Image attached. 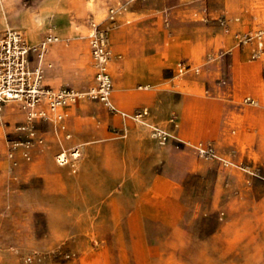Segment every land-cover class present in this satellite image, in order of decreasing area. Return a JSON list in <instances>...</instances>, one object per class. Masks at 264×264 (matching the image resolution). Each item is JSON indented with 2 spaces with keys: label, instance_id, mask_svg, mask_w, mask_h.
<instances>
[{
  "label": "rangeland",
  "instance_id": "374dc122",
  "mask_svg": "<svg viewBox=\"0 0 264 264\" xmlns=\"http://www.w3.org/2000/svg\"><path fill=\"white\" fill-rule=\"evenodd\" d=\"M100 1L97 13L99 0H0V36L56 38L42 58L52 88L92 85L88 35L108 25L115 107L80 96L57 133L20 102L0 105V264H264V52L239 43L264 29V0ZM198 32V62L167 57ZM74 145L81 156L59 165Z\"/></svg>",
  "mask_w": 264,
  "mask_h": 264
},
{
  "label": "built area",
  "instance_id": "2783aa9c",
  "mask_svg": "<svg viewBox=\"0 0 264 264\" xmlns=\"http://www.w3.org/2000/svg\"><path fill=\"white\" fill-rule=\"evenodd\" d=\"M217 22L220 26H224L226 19L220 17ZM108 33L107 25L91 24L88 44L94 67L93 83L80 95L68 86L52 88L43 83L45 67L42 64V58L45 45L47 42L55 41V37L49 35L45 41L32 46L20 30L15 28L5 30L0 36V105L7 101L20 102L30 119L48 120L42 111V107H47L54 114V119L61 121L62 110L83 96L115 111L110 101L112 80L108 73ZM250 41L255 43V54L252 55V59H255L264 52V29L255 32L248 30L239 38V43L242 45ZM35 58L36 61L31 64L32 59ZM176 69L178 74H183L190 69V65L183 60L178 61ZM243 102L255 105L249 96L245 97ZM146 113V110H141L139 116ZM66 137L69 138V135ZM150 138L158 145H165L169 139L168 133L157 127L151 129ZM194 148L200 157L213 159L216 156L214 150L208 145L198 144ZM80 156L81 150L77 146L58 155L62 165L71 164Z\"/></svg>",
  "mask_w": 264,
  "mask_h": 264
},
{
  "label": "crops",
  "instance_id": "0c3cea01",
  "mask_svg": "<svg viewBox=\"0 0 264 264\" xmlns=\"http://www.w3.org/2000/svg\"><path fill=\"white\" fill-rule=\"evenodd\" d=\"M224 1L225 0H221L220 6H222V7L225 8L226 7V2H224ZM101 5H102L101 4V1L99 0V6H100V8H102ZM97 13H100V12H97ZM220 17H223V16H220ZM244 19H246V18L244 17ZM214 36L216 37L215 34L213 35V37ZM207 39H208V37L204 33H202V32L201 33L198 32L197 34H195L194 38L193 39H190V40L183 41V40L173 39L172 41L169 42V44L166 47V50H165L166 55H167V57H174V56H177L180 53H185V54L188 55V57L193 62H198V59H199V50H198V48L194 47L193 42H196V41L202 42V40L207 41ZM123 66H124L125 70L128 69L127 62L123 63ZM157 67H158V65L156 64V66L153 67V69H155ZM156 83H158V82H156ZM179 83H180L179 84L180 85L179 86V90H181V84L182 83L181 82H179ZM61 87H63V86H61ZM58 88H60V87H58Z\"/></svg>",
  "mask_w": 264,
  "mask_h": 264
},
{
  "label": "bare ground",
  "instance_id": "6f19581e",
  "mask_svg": "<svg viewBox=\"0 0 264 264\" xmlns=\"http://www.w3.org/2000/svg\"><path fill=\"white\" fill-rule=\"evenodd\" d=\"M93 9H94V11H96V12H100L101 11V8H100V6H99V4H95V6L93 7ZM110 20H113L112 19V17H110ZM108 26V25H107ZM109 27V26H108ZM109 32H110V27H109ZM108 51H109V33H108ZM109 61H110V52H109V59H108V73H109ZM109 75H110V73H109ZM182 74H179L178 76H181ZM111 77V76H110ZM112 80V79H111ZM82 93H80V95H81ZM111 98H112V94L110 93V101H111ZM112 102V101H111ZM24 108V107H23ZM42 111H43V113L45 114V116L47 117V119L48 120H50L51 121V123L54 125V127H55V131L58 133V130H60V129H64V122L63 121H57V120H55L54 119V114L53 113H51L48 109H47V107H42ZM139 116V115H138ZM140 117V116H139ZM77 145H74L73 147H76ZM77 147H79V146H77ZM66 150H62L61 152H59V154L60 153H62V152H65ZM58 154V155H59ZM58 155L56 156V158H57V163L59 164V165H62V163L60 162L61 160L59 159V157H58Z\"/></svg>",
  "mask_w": 264,
  "mask_h": 264
}]
</instances>
